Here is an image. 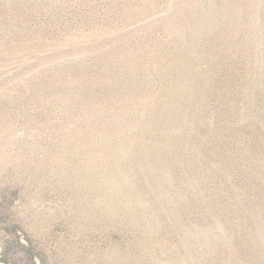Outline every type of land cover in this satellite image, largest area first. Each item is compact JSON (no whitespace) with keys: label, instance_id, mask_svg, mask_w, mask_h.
<instances>
[{"label":"rangeland","instance_id":"obj_1","mask_svg":"<svg viewBox=\"0 0 264 264\" xmlns=\"http://www.w3.org/2000/svg\"><path fill=\"white\" fill-rule=\"evenodd\" d=\"M0 264H264V0H0Z\"/></svg>","mask_w":264,"mask_h":264}]
</instances>
